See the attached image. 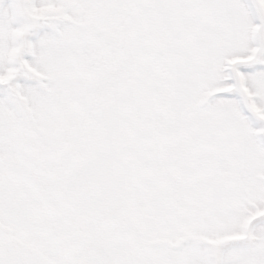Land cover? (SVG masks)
I'll return each mask as SVG.
<instances>
[{
	"label": "snow or ice",
	"instance_id": "6c2138e0",
	"mask_svg": "<svg viewBox=\"0 0 264 264\" xmlns=\"http://www.w3.org/2000/svg\"><path fill=\"white\" fill-rule=\"evenodd\" d=\"M0 264H264V0H0Z\"/></svg>",
	"mask_w": 264,
	"mask_h": 264
}]
</instances>
